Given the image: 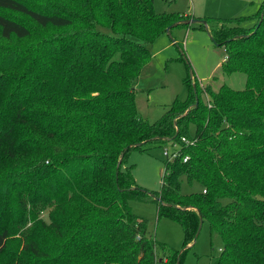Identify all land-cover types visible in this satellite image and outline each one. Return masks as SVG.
<instances>
[{"label": "trees", "instance_id": "1", "mask_svg": "<svg viewBox=\"0 0 264 264\" xmlns=\"http://www.w3.org/2000/svg\"><path fill=\"white\" fill-rule=\"evenodd\" d=\"M191 17L154 0H0V161H22L2 176L0 264H183L205 219L224 241L214 264H264V2L253 27L203 18L243 88L187 78L189 97L157 120L137 107L147 44ZM169 141L179 154L150 192L128 152ZM183 176L197 189L183 193ZM133 197L177 220L185 248L150 234Z\"/></svg>", "mask_w": 264, "mask_h": 264}, {"label": "rangeland", "instance_id": "2", "mask_svg": "<svg viewBox=\"0 0 264 264\" xmlns=\"http://www.w3.org/2000/svg\"><path fill=\"white\" fill-rule=\"evenodd\" d=\"M264 0H154L157 12L178 11L197 18L234 19L243 27H253L259 22ZM193 26L175 25L168 32L163 31L156 39L148 43L151 55L144 64L137 79L135 99L141 116L153 122L157 120L169 105L175 100H186L189 97L188 78L192 84L210 85L217 91L224 83L234 88H243L246 83L244 72L227 74L223 64L228 59L225 45L217 44L208 31V27L193 23ZM209 23H207L208 25ZM42 35L48 36L53 30H41ZM37 39L34 36L16 41L19 46H26ZM4 44L0 38V45ZM1 70V68H0ZM202 99H209V95L201 93ZM194 125L190 127L193 134ZM143 149L131 148L128 152L127 163L138 185L150 192L159 191L162 187L163 176L170 172V166L165 163L167 148L173 151L172 142H150ZM180 149V145L176 147ZM4 153V152H1ZM22 164L21 157L11 159L3 155L0 161V204L5 199V182L3 175L10 169ZM197 189L191 186L185 176L182 177L181 190L189 193ZM133 212L147 220L148 232L168 246L182 250L184 245V231L182 225L169 217H158L160 208L154 200H144L133 197L129 199ZM45 218L47 212H43ZM183 264H214L224 248V241L219 231H211L209 221H203L197 238L189 243Z\"/></svg>", "mask_w": 264, "mask_h": 264}, {"label": "water", "instance_id": "3", "mask_svg": "<svg viewBox=\"0 0 264 264\" xmlns=\"http://www.w3.org/2000/svg\"><path fill=\"white\" fill-rule=\"evenodd\" d=\"M180 23H189V24H193V23H198V24H204L207 26V21L206 19H203V18H197V17H191V18H187V19H184L182 21H180ZM179 23H174L170 26L167 27V31L169 32L171 30V28L175 25H177ZM142 143H137V146H141ZM156 199H160V196H155ZM203 225V220H201V227ZM197 238V237H196ZM195 238V239H196Z\"/></svg>", "mask_w": 264, "mask_h": 264}, {"label": "built area", "instance_id": "4", "mask_svg": "<svg viewBox=\"0 0 264 264\" xmlns=\"http://www.w3.org/2000/svg\"><path fill=\"white\" fill-rule=\"evenodd\" d=\"M184 140H185V138H184ZM164 154L167 156V157H169L170 159H173V158H175L178 154H179V149H175V150H173V151H169L167 148L164 150ZM185 160H187L188 159V157H185L184 158Z\"/></svg>", "mask_w": 264, "mask_h": 264}, {"label": "crops", "instance_id": "5", "mask_svg": "<svg viewBox=\"0 0 264 264\" xmlns=\"http://www.w3.org/2000/svg\"><path fill=\"white\" fill-rule=\"evenodd\" d=\"M196 17V16H195Z\"/></svg>", "mask_w": 264, "mask_h": 264}]
</instances>
